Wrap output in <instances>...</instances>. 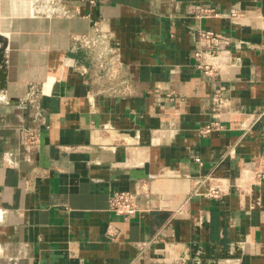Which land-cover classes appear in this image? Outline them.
Here are the masks:
<instances>
[{
  "label": "crops",
  "instance_id": "1",
  "mask_svg": "<svg viewBox=\"0 0 264 264\" xmlns=\"http://www.w3.org/2000/svg\"><path fill=\"white\" fill-rule=\"evenodd\" d=\"M64 1L79 15L0 0V264H264V0ZM208 30L228 40L212 78L193 56Z\"/></svg>",
  "mask_w": 264,
  "mask_h": 264
},
{
  "label": "built area",
  "instance_id": "2",
  "mask_svg": "<svg viewBox=\"0 0 264 264\" xmlns=\"http://www.w3.org/2000/svg\"><path fill=\"white\" fill-rule=\"evenodd\" d=\"M22 2L26 6V16L32 18H71L79 15L77 8L70 6L64 0H12ZM89 5L103 3L106 0H79ZM201 48L194 51L195 67L209 78L214 77L220 70L215 64L220 52L228 43L226 37L214 33L213 31H202L200 34ZM32 91V90H31ZM30 95H35L31 92ZM213 111L217 112L224 104L221 90L213 92L212 97ZM30 125H20L18 127L22 143L27 151H31L38 144L39 126L45 125L44 114L39 102H32V115ZM213 127H220L217 122H210L201 129V133L209 132ZM256 178L264 177V160L259 164V170L255 171ZM221 189L213 186L208 192L210 197H218ZM108 210L116 215L128 218L135 214L137 205L135 194L129 191H112L108 195Z\"/></svg>",
  "mask_w": 264,
  "mask_h": 264
},
{
  "label": "water",
  "instance_id": "3",
  "mask_svg": "<svg viewBox=\"0 0 264 264\" xmlns=\"http://www.w3.org/2000/svg\"><path fill=\"white\" fill-rule=\"evenodd\" d=\"M6 42L1 41L0 38V90H3L6 87V72H5V51Z\"/></svg>",
  "mask_w": 264,
  "mask_h": 264
},
{
  "label": "rangeland",
  "instance_id": "4",
  "mask_svg": "<svg viewBox=\"0 0 264 264\" xmlns=\"http://www.w3.org/2000/svg\"><path fill=\"white\" fill-rule=\"evenodd\" d=\"M32 90V89H31ZM34 101H38V96H37V94H35V95H30V96H28V102H29V111H30V119H31V115H32V102H34ZM8 116V115H7ZM7 116H6V118H7ZM29 119V120H30ZM30 124H31V120H30ZM30 124H27V125H30ZM22 125V124H21ZM24 125H26V124H24ZM16 128H17V131H18V126H16ZM19 133V132H18ZM19 135H20V133H19ZM20 142H21V145H23L24 146V148L26 149V146L22 143V140H21V135H20ZM27 150V149H26ZM32 151H33V148H32V150L31 151H28L29 153H32Z\"/></svg>",
  "mask_w": 264,
  "mask_h": 264
},
{
  "label": "bare ground",
  "instance_id": "5",
  "mask_svg": "<svg viewBox=\"0 0 264 264\" xmlns=\"http://www.w3.org/2000/svg\"><path fill=\"white\" fill-rule=\"evenodd\" d=\"M1 21V20H0ZM6 21V20H5ZM5 21H4V23H5ZM3 24V23H2ZM5 27V26H4Z\"/></svg>",
  "mask_w": 264,
  "mask_h": 264
}]
</instances>
